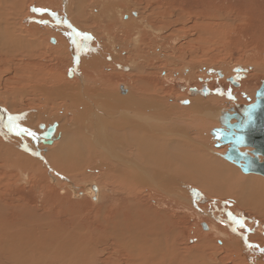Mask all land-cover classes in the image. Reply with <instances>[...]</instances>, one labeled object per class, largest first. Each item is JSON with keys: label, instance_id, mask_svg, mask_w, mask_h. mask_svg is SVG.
Returning a JSON list of instances; mask_svg holds the SVG:
<instances>
[{"label": "rangeland", "instance_id": "374dc122", "mask_svg": "<svg viewBox=\"0 0 264 264\" xmlns=\"http://www.w3.org/2000/svg\"><path fill=\"white\" fill-rule=\"evenodd\" d=\"M17 1L18 3L15 7L19 9H13L15 10V12H17V14L13 16V18H15L14 21H16L17 23V29L19 28V34H21L22 38L26 40L24 44H28L29 41H31L33 45L38 46V49L35 50L29 57H25L23 55L25 53H22L21 51H19V54H15L16 56L10 58H7L4 54L0 56V90L5 93L3 95L7 97H3L4 99H0V109L2 112L1 114L4 115L6 119L5 121H7L3 123L2 121H0V124H2L0 126L1 128L3 127L2 130L5 129L3 132L1 130V132L3 133L1 136L4 141L8 140V142H10L11 144L13 143V148L22 150L26 155H29V152L25 149L26 146L31 147L34 145L33 149L31 150L38 153L36 156L39 157L40 160H42L44 158L43 156L49 153L52 148L49 145L43 144L42 142L38 141V139H41V134L43 133V129L41 130L40 127L46 126V124H52L53 120H59L60 122H62L59 128L61 131L59 135L61 137L62 134L63 137L67 136V143L74 138L73 136L76 133L77 136H85L86 134L84 138L89 137L86 131H82L79 129L78 122L74 123L75 121H72L74 120V117L71 114L72 109H66V102L58 96H51L50 98L45 91L48 89L54 90L55 87L64 83L75 85L77 84L76 82L80 83V78L78 77L79 74L84 79L91 74V70L88 67L83 69L82 71L81 69L79 70L82 58L81 51L82 48L87 45H97L98 43L100 46H109V48L106 49L107 51H105L107 52L106 58L108 63L100 69L104 76L113 74L112 80H110L109 85L105 86L101 84L99 87L96 84L95 86L97 87H94V83L90 81L91 77L88 78L90 84H93L92 88H95L97 91L103 90L104 88H118L120 90L119 93L122 94L121 90L123 91L124 89L119 88L121 85H126L128 88H135V86L141 83L143 89L147 87L150 88L149 92H154L155 89L161 88L162 91L160 92L163 93V99L166 104L176 103L175 101L178 100L181 105L184 104L183 107H187L189 105H185V101L187 102L190 100V98L194 97L192 93L196 92V90L200 91L201 93L203 83H206L210 79L215 81L220 79V76L218 75V72H220L224 77L236 75L243 77V79L240 80V84L238 86V98L236 99V103L247 105L249 104L247 102V97H250L251 102H254L256 91L259 89L261 82L264 80V70H262L264 69V0L120 1V7L122 5L123 7L122 9H119V17L116 16L117 18L113 22H111L110 24L107 23L105 25H103L101 22H98L99 24L93 23L95 25H92L90 19L93 16L92 14L97 15L98 8L95 6L96 3H93L92 0H84V5L88 6L87 9H85L88 14L86 18L88 19L90 17V19L87 20L89 21V25L82 23L85 25L84 29H82L80 26H77V30L79 31H77L79 37L78 40L80 41L79 51L77 52L76 56L73 55L74 61L71 56L73 66H71L72 64L70 63L69 58L68 60L66 59L67 61H65V64H61V61L58 62V55L57 53H55L53 47L55 44H57V38L55 35L56 33H54V29H66L68 27V23L66 22L67 20L64 21L62 16H59L61 18L60 19L49 10L40 8L39 6H53L57 10H62V0ZM12 3L13 0H7L6 5L10 6ZM23 3L24 5L22 7ZM2 5L3 3L0 5V12L6 13V10L3 9ZM149 5L151 6L149 7ZM10 9L11 8H9V10ZM152 9L156 11L159 17L161 15L163 17L162 19L164 20L162 22H157L156 27L154 26L153 28L152 38L154 39L155 44L152 45V52L147 54V59L154 58V61L152 60L151 64L147 65V67L145 66L142 69L143 71L140 70L138 73H134L131 72L133 67L131 66L130 52L136 49L134 46L135 35L132 36L125 34L126 32L124 31L126 29H124V26L126 22H130L133 19L135 21V18L137 17H133L131 15V13H133L134 11L138 12V18H142L143 14L147 15L149 10ZM173 9L180 11L177 15V18L180 19L179 21L177 20V18L169 20V10ZM67 15L70 19H73L75 17L74 13H68ZM126 15H128L129 18L131 17L133 19L130 18V20L127 19L125 21ZM4 21L5 17H3L2 22ZM165 21L168 24H165ZM18 25H20L21 27ZM70 25L71 23L69 22V26ZM24 32L26 35L23 34ZM46 34L48 36H45ZM88 34L94 38H91L92 40L90 42L85 43L84 36ZM147 41L148 38L145 36V43ZM140 48L142 47L138 45V50H140ZM26 54L29 55V53ZM36 54L37 56H40L39 59L35 58L34 55ZM116 54H119V58L115 59L114 65H110L109 62H111L112 58H114ZM131 56H133V54H131ZM30 63L31 65H28ZM137 63H139L138 66H142L141 61H137ZM240 69H243L245 71V76L238 72ZM26 70H28L27 74ZM22 74L25 76H23ZM209 75H212V78H209ZM28 76L30 78L35 76L36 81L33 80L32 82ZM187 77L191 78L188 79ZM142 81L146 83L148 82L149 85L143 83ZM144 84L146 86H144ZM35 87H39L37 88L38 90L35 89ZM41 92H44L45 94ZM69 92L73 93V91L71 90ZM214 93L208 96V94L204 92L202 93L204 96L201 97H203L204 99L208 97H215V99L217 100L215 103L219 104L220 107L224 105L225 102L230 103L229 105L225 106L227 108H230L231 106L236 104L235 102H229L226 98V94L221 97L217 92ZM155 94L156 93H154V95ZM13 99L16 101H14ZM220 101H223V104H221ZM4 102H8V106ZM10 104L12 105V107ZM6 107L9 108L6 109ZM7 110L12 111L10 112ZM182 110H179V107H173L171 110L168 107H165V111H169V113H172H170L169 118H171L172 116L180 118H176L173 121L171 120L172 123L169 124L181 125V123H184L188 124V126L190 125V127H188V129L190 130L187 129L188 131H178L181 132V135L180 133L168 134L169 136L176 135L174 137H178L177 140H186V144H183L182 141H177V143H175L176 141H173V147L177 146L179 142L180 147L184 149L186 148L185 156V153L180 152L178 150L180 147H178L176 155H178L177 159H180L177 161H175V159L174 162H179L176 163L179 165L182 164L184 160L190 164V161L192 160L191 158L196 155L195 147L202 150L204 154H209L206 151L205 146H209L210 148L218 152L222 150V148H214L215 143L212 140V136L210 138L207 133L212 128V125L213 127H215L217 121L211 120L209 118L208 120H210L211 124H209L208 122L203 123V121H201V127H199V125H196L197 128H194L192 127L195 126L192 116L195 114L191 115L187 110V112L184 109ZM32 116H34V118H32L31 122L24 120ZM190 118L192 120H190ZM200 118L201 117H199V119ZM1 119L3 120V118ZM206 124H209V126ZM105 127L106 137L109 138V140L110 138L114 139L117 137L116 135V137H113L111 135V132L108 133L110 128L107 125ZM197 132L198 134L200 133V135H196ZM109 134L111 136H109ZM59 135L58 138H60ZM197 136L198 139L196 140ZM208 138H210L212 141L209 142ZM121 140L123 141V139ZM195 140L196 142H194ZM199 140L205 145H202V143H200L199 145ZM78 141L82 145V147L84 145V149L85 147L88 148V140L87 143L86 141ZM187 141L189 142L187 143ZM85 143L88 145H86ZM17 144L18 147L16 146ZM121 147H123V145L119 143L115 147L116 149H114L117 150L120 158L124 156V149ZM91 149L93 154H90L88 156V159L86 161L87 163L81 166V169L79 171H73L71 172L72 174H67L66 170H64L63 172L64 175L68 177L70 176L69 178L73 177L72 175L75 176L77 174L78 176L76 178H73L77 180L75 182L71 179L68 181H64L63 178H60L61 181L60 183L57 182L58 185L57 183L54 185L52 183L53 181H51L48 176H46L44 180L45 182H42L41 180L38 181L34 175H27L28 173L25 169L18 170L17 168H14V165H10L7 161L6 163L8 164L0 162V198L2 197V199L5 200L4 203L6 204L4 205L2 203V206L4 207V210L6 212L14 214L15 210L11 206V200H13V202H17V204L22 206V208L20 206V210H18L17 208V214L22 217L23 221L26 223L19 227V230L17 225H13L9 221L11 220V216L7 218V220L3 218L6 224H8L9 226L13 225V228H15L16 230V232L15 230H13L12 234H9L10 238L7 236L5 237L6 244L16 243V241H10V239L16 238L19 235H21L22 237H26V233L31 227H33L35 231V234H33L32 232L31 237L32 235L37 236V234H39L41 231L43 232L44 230L40 225H47L46 231H48V226H51L49 231L52 232L50 234L46 233L50 237L54 235L57 236L59 234L62 235L64 234V228L77 224V222H79V219L81 221L83 217H89L90 219H92V215H94L97 211L101 216L104 211H107L106 213H108L109 216V210H111V206H113L114 204H120L121 207H125L127 203L133 201L135 204L140 203L142 206H146L147 204V207L150 210L159 211L164 217H168L169 220L171 219V224L169 222H165L166 224L162 223V225L163 227H165L164 231L167 233V235L169 233L168 239L173 237V241L171 240V242H174V240H176L179 244L178 247H195V245H199V234L205 232L207 233L208 230H206V226H211L215 223L216 225L220 226L226 234L230 236L232 235V237H235L237 240H239L241 242L242 248L245 247L251 250H256V252L259 251L258 253H264V220H261L257 215H255V213H251L247 209L243 210L241 209V207L239 209L237 207V204L235 203V200L237 199L230 194H226L229 191L224 190V186H222V188H220L219 190L222 192H219L214 187H211L209 185L203 184L204 186H197L189 180H186V178L184 177L166 172L167 176L164 174L165 176L163 177V180L165 182H170V191L173 190L174 193L173 191L169 193L167 192V195L166 192H162L164 190V187L153 188L150 186V188L149 186L143 187L139 185H137L135 191L131 192L130 189L125 188L124 185H121L119 183H116L114 185V183L111 182L112 180L109 176H113L116 171V167L118 166V163L115 161V159L109 158L106 153H103L104 151L101 150L100 147L96 148V145L94 147H91ZM2 150L3 151L0 152V156L4 154V149ZM32 151H30V153H32ZM130 151L131 149L128 148V151L126 152L131 156L132 154L130 153ZM121 152L123 154H121ZM224 161H226L228 165L231 164L227 160ZM136 163L139 166L141 165L140 167L144 166L143 168H146V165H144V163L142 164L141 161L139 162L136 160ZM230 166L233 167V170H235L234 168L236 167V169H238L235 170L236 172L240 171L239 173L237 172V176H243V173L237 166L233 164H231ZM183 169H181V171L183 170L182 172L185 175H187L188 177L193 176L189 174L190 170H186L185 168ZM44 171L47 172V169H44ZM146 171L148 172V169H146ZM259 176L262 179L264 178L261 175ZM90 180H97V182L101 186V196L98 202H95L91 199L88 191L85 188L86 183H88ZM66 183H68V185H66ZM177 186H181V189L187 192V188L190 189L189 194L191 195V205L192 207L196 208H193V212H191L187 208V206L190 205V199H188L189 197L187 198L186 196H184L186 193L182 192L180 189L178 190L179 194H182L184 196V199H181L180 201H178L179 199L177 200ZM63 189H65V191ZM194 190L199 193L201 198H205L209 201L207 203H199V199H195V195L192 193V191ZM72 191H76L78 195H76V193ZM83 192L85 194H82ZM221 193H223L224 195ZM12 197L13 199H11ZM182 201H185L184 204ZM59 203L61 206L59 205ZM47 204H50V206H54V215L51 216L53 219L50 220L48 219V216H46L48 215L45 209V206ZM202 204L205 206H203ZM183 205L185 207H183ZM26 206L31 210H35L36 215L32 214V212L30 211H25L24 207L26 208ZM23 210L25 212H23ZM57 211L60 213L59 216L66 217L61 218L64 221L61 219H59L58 222L56 221L59 218L58 217L56 219L55 217V215H57ZM65 211L66 213H68L67 215L65 214ZM165 213L167 214V216L165 215ZM32 217L35 220H33ZM164 217L161 218L163 222L164 220H166ZM37 220L39 221V223ZM71 220L72 222H74L72 223ZM63 222H67L66 224L70 226H67ZM168 223L170 224L169 226ZM198 224L200 229H198ZM36 226L38 227V229L35 228ZM22 233L24 234L22 235ZM174 233H176L177 236H173ZM207 234H209V238L212 237L213 243H211L212 246L210 248H206L205 250V253L203 255V260L205 261V263L210 259L215 260V258H217L215 260L217 262L224 261L225 264H232V260L236 258V256L234 255L235 252L232 249L229 250V248L225 247L226 245H224L225 242L222 240V238L220 240L215 236L213 237L212 233ZM70 235L71 234H69L68 236L73 237L72 235ZM21 240L22 239L17 242V245H20L21 248H23L24 252H28V254L26 255L34 257L33 254H35L39 257V253L35 248L32 247L34 249L33 250L31 247H29L28 249L26 245L24 246V244H21L23 242ZM53 247H55L56 249L58 248L57 250L64 251L61 250V248L57 247V245H54ZM215 247L221 249H216ZM227 250L228 253L226 254ZM206 251H208V253ZM236 263L240 264L239 262Z\"/></svg>", "mask_w": 264, "mask_h": 264}, {"label": "bare ground", "instance_id": "6f19581e", "mask_svg": "<svg viewBox=\"0 0 264 264\" xmlns=\"http://www.w3.org/2000/svg\"><path fill=\"white\" fill-rule=\"evenodd\" d=\"M83 1L84 0H62L63 2L62 8H61L62 10H57L53 6L45 7L44 5H39L40 8L49 10L51 13L55 14L56 17L62 16L64 21L67 20L66 22L68 23V27L66 29L65 28L54 29L55 31L54 33H56L55 35L57 38V42H56L57 44H55L53 47H54L55 53H57L58 55L57 57L59 59L58 62L61 61L60 62L61 64L62 63L65 64V61H67L68 58L70 59V63L72 64L71 56L74 61L73 55L76 56L77 52L79 51V41L80 40H78L79 37L77 33L78 31L77 26H80L82 29H84L85 25L82 23H85V24L89 23V21L87 20L90 19V17L88 19L86 18L88 14H87V11H85V9H87L88 6L84 5ZM120 1L127 2V0H92L93 3H96L95 6L98 8L97 15L92 14L93 16L90 19L92 25H95L93 23L99 24L101 22L103 25H105L107 23L110 24L111 22H113L117 18L116 16H118L119 9H122L123 7V5L120 7V3H119ZM2 3H3L2 5L3 9L6 10V13L0 12V19H1L0 21V56L4 54L7 58H10V57L16 56L15 54L17 53L19 54L20 53L19 51H21L22 53H25L23 54L25 57H29L35 50L38 49V46L33 45L31 41H29L28 44H24L26 40L22 38L21 34H19L20 33L19 28L17 29V26H16L17 23L16 21H14L15 18H13V16L17 14L15 10L19 9L15 7L17 6L18 1L13 0V3L10 6L6 5L7 0H0V5ZM23 5L24 3L22 4V7ZM150 6L151 5H149V7ZM9 8L11 9L9 10ZM179 12L180 11L176 9L169 10V17H168L169 20L177 18V15ZM68 13H72V14L74 13L75 17L73 19H70L67 15ZM131 15L137 18H135V21H134V19L130 17L133 20L125 23L124 29L126 30L124 32H126L125 34L127 35H132V36L135 35L134 36V41H135L134 46L136 49L130 52V57H131L130 60H131V66L133 67L131 72L138 73L145 66L147 67V65L151 64L152 60L154 59V58L147 59V54L152 52L151 51L152 45L155 44V41L152 38L153 28L154 26L156 27L157 22H162L164 20L162 19L163 17L161 15L159 17V15L153 9L149 10L147 15L143 14L142 18H138V12L136 11L131 13ZM3 17H5L4 22H2ZM130 18L128 15H126L125 21L127 19L130 20ZM177 20L179 21L180 19L177 18ZM69 22L71 23L70 26H69ZM165 24H168V23L165 21ZM23 34L26 35L25 32ZM45 36H48V35L46 34ZM87 36L94 38L89 34ZM145 36L148 38V41L146 43H145ZM84 42L88 43L86 41ZM138 45L141 46L143 49L140 48V50H138ZM108 48H109L108 45L100 46L98 43L97 45H91V46L87 45L83 47L81 51L82 58H81L79 70L81 69L82 71L83 69L88 67L91 70V74L88 75V77H85V79L80 74L79 76L77 75L80 78V83L76 82L77 84L75 85L64 83V84H61L55 87L54 90L53 89L45 90L50 98L51 96H55V97L58 96V97H61L63 101L66 102L68 106V107L65 106L66 109L67 108L72 109L71 110L72 112L69 111L74 117V120L72 121L73 122L75 121L74 123L78 122L79 129L82 131L83 130L86 131L89 137L84 138L86 134L85 136L82 135L83 137L77 136L76 135L77 133H76L73 136L74 138L68 141L67 143L66 139L68 137L67 136H66L67 138L65 136L63 137V134H62V137H63L62 139V137L59 135V133H61L59 128L62 122H60L59 120L58 121L53 120L52 124L50 125L46 124L44 130L42 131L44 132L50 126H53V125L56 126V131L53 137V143L49 145L52 148L49 151V153L45 154L43 156L44 158L40 160V158L36 156L38 153L33 152L31 150L33 149L34 145L31 147L26 146L25 149L29 152V155H26L25 152H23L22 150H18V148L16 149L13 148V145H12L13 143L11 144L10 142H8V140L4 141L1 135L3 134L2 132L5 129L2 130L3 127L1 128L0 126V152H2L3 151L2 149H4V152H3L4 154L0 156V162H3L5 164L9 163L10 165H14V168H17L18 170L25 169L28 173L27 175H30V174L34 175L38 181L41 180L42 182H45L44 180L46 176H48L50 180L53 181L52 183L54 185L57 182L60 183L61 181L60 178L61 179L63 178L64 181H68L71 179L72 181L75 182L77 179H73V178H76L78 175L77 174L75 176L72 175L73 177L69 178L70 176L68 177L64 175L63 173L64 170H66L67 174H72L71 172L73 171L74 172L79 171L81 169V166L87 163L86 161L88 159V156L90 154H93L91 147H94L96 145V148L100 147L101 150L104 151L103 153H106L109 156V158H114L115 161L118 163V166L116 167V171L114 170L115 173L113 174V176L111 175L112 176L111 177L107 175L110 177V179L112 180L111 182H113L114 185L116 183L124 185V187L127 189L129 188L131 192L135 191V188L137 187V185L143 186V187L151 186L153 188H158V187L163 188L164 187V190L162 192L169 193L173 191V190L170 191L171 184L170 182H165L163 180V177L165 175L167 176L166 172H169L174 175H179L181 177H184L186 178V180H189L190 182H192L193 184L197 186L199 185L204 186L203 184H205V185L214 187L218 191L220 190V188H222V186H224V190L229 191L226 194L228 195L230 194L237 199L235 200L236 201L235 203L237 204V207L239 209L240 207L243 210L247 209L249 212L255 213V215H257L261 220H264V178L262 179L260 178L259 175H255L253 173L244 175L241 167L236 165L234 162H230L231 164L237 166L243 173V176L241 175L237 176L238 171L236 172L235 170H238V169H236L235 167L234 168L235 170H233V167L230 166L231 164L228 165L226 161H224L225 158L223 157V155L227 153L229 146H222L221 147L222 150H220L219 152L213 150L209 146L207 147L205 146V149L209 154H204L202 150L195 147L196 155L191 158L192 160L190 161V164L183 160V163L178 165L176 163H179V162L175 163L174 160L176 159L175 161H177L180 159V158L177 159L178 155H176L177 149L178 147H180V144L178 142V145L173 147L174 145L173 141H176L175 143H177V141H180V140L179 139L177 140L178 137H174L176 135H173V136L168 135V134H174V133H180L181 135V132H178V131L187 130L188 127H190V125L188 126V124H184V123L183 124L181 123V125L169 124V123H172L171 120L173 121L177 117L172 116L173 117L172 118L170 116L171 118H169V115L171 112L169 113V111H165V107H168L170 110L173 107H179V110L184 109L185 111L187 110L189 114L191 115L195 114L192 116L195 126L191 125L194 128H197L198 125L199 127H201L200 126L201 121H203V123L208 122L209 124H211L210 120H208L209 118L214 121L216 120L217 122L215 124V127H213L212 125V128L207 132L208 136H210L211 138L212 136L211 131L214 128L221 127V124L219 122L220 113L222 111H229L233 106L235 107V105H239V104H234L230 108L228 107L229 108L228 109L225 106L229 105L230 103L225 102L226 104L224 103V105L220 107L219 104L215 103L217 101L215 97H210V98L208 97L204 99L203 97H201L204 95L200 94V91L198 90L192 93L194 97L190 98L189 101L185 102L187 103L185 105H189L187 107H183L184 104L181 105L178 100L175 101L176 103L166 104L163 99V95H162L163 93L160 92L162 91L161 88L155 89L154 92L153 91L149 92L150 88L147 87L143 89L141 83L135 86V88L133 87L128 88L126 85H121L119 88L124 89L123 91L121 90L122 94L119 93L120 90L118 88L117 89L116 88H113V89L104 88L103 90L97 91L95 88L94 89L92 88L93 84H90V81L94 83V87H97V86L100 87L101 84L108 86L110 83V80H112L113 74L109 76H104L100 70L101 68L104 67L105 64L108 63L107 58H106L107 52H105L107 51L106 49ZM26 53H29V55H27ZM131 54H133L134 57L131 56ZM34 56L36 59H39L40 57V56H37V54ZM117 58H119V54H116V56L112 58L109 64L114 65L115 59ZM137 61H141L142 66L141 65L138 66L139 63H137ZM28 65H31V63ZM71 66H73V64ZM27 71L28 70H26V74H27ZM212 75H209V78H212ZM35 76H33L32 78H30L29 76L28 77L33 82V80L36 81ZM89 77H91L90 81H88ZM142 82L149 85L148 82L147 83L144 81ZM96 84L97 86H95ZM145 84L144 86H146ZM39 87H35V89ZM70 90L73 91V93H70L69 92ZM41 93H44V92H41ZM154 93L156 94L154 95ZM3 94L5 93H3L0 90V99L3 97L7 98ZM226 98L230 99L228 95H226ZM255 100H256V96H255ZM222 102L221 104H223ZM7 103L5 104L7 105ZM8 108L6 107V109ZM7 111H10V110H7ZM1 113L2 112L0 109V119L3 118V120L1 119L0 121H2V123L7 122L5 121L6 119L4 115H2ZM199 117L201 118L199 119ZM32 118H34V116L28 119H24V120L31 122ZM191 118L190 120H192ZM177 119H180V118H177ZM233 122H235V120H233ZM209 124H206V125L209 126ZM106 125L110 128L108 133L111 132L112 133L111 135L113 137L117 136L116 138L114 139L110 138L109 140V138L106 137V129H105ZM70 132H73V131H70ZM198 132L196 133V135L198 134ZM42 135L43 133L41 134V139H38V141L44 144ZM58 135L60 136V138H58ZM111 135L109 134V136ZM198 135H200V133ZM210 138H208L209 142L213 140V138L212 140ZM77 139L80 141H86V143L88 140V143H89L88 148L85 147L84 149L83 148L84 145L82 147V145L79 143ZM121 139H123L124 143L127 146L123 143ZM197 139H198V136L196 140ZM196 140L194 142H196ZM200 140L198 142L199 145L200 143H202V145H205ZM185 141H182L183 144L185 143ZM188 142L189 141H187V143ZM119 143L123 145V147L121 148L124 149V156L122 158L119 157V153L117 152V150H114L116 149L115 147ZM16 146L18 147V144ZM128 148L131 149L130 151V153L132 154L131 156L126 152L128 151ZM185 149L180 147L178 150L180 152H184L186 156ZM240 149L241 151H246L248 148H240ZM30 151H32V153H30ZM249 151H251V149ZM121 154L123 153L121 152ZM251 155L253 156L252 153ZM136 160L139 162L141 161L142 164L144 163V165H146V168H143L144 166L140 167L141 165L139 166L136 163ZM6 161L8 163H6ZM260 161L261 162L263 161L262 157L260 158ZM183 168H185L186 170H190L189 174L193 176L188 177L187 175H185L182 172L184 170ZM44 169H47V172H45ZM146 169H148V172L146 171ZM181 169L183 170L181 171ZM66 185H68V183H66ZM85 188L88 191V194L91 197V199L94 200L95 202H98L101 196L100 194L101 186L99 185L97 180H90L88 183H86ZM179 189L182 192L186 193L184 196H186L187 198L189 197L188 199H190V205L187 206V208L191 212H193L194 209L196 208L192 207L191 205L192 204L191 195L189 194L190 189L187 188L188 190L187 192V191L182 190L181 186H177L176 190L178 191ZM63 190L65 191V189ZM72 192L76 193V191H72ZM219 192H222V191H219ZM82 194H85V193L83 192ZM76 195H78V193H76ZM184 196L182 194H179V191H178L177 200L178 199H179L178 201H180L181 199L183 200ZM200 198L201 197H199V201H198L199 203H207L209 201V200H206L205 198L204 199L203 198L200 199ZM11 199H13V197ZM6 200H9V199H6ZM11 201H12L11 206L15 210L14 214L13 213L11 214L4 210L2 203L6 205L4 203L5 200L2 199V197L0 198V264H225L224 261H220V262L215 261L217 258H215V260L210 259L206 263L203 260V255L205 253L206 248H210L212 246L211 243H213L212 237L209 238L208 237L209 234L207 233H212L213 237L215 236L216 238H219L220 240L222 238V240L225 242L224 243V245H226L225 247L229 248V250L232 249L235 252L234 255L236 256V258L232 260V264H237L236 262H239L240 264H244V263L245 264H264V253H258L259 251L256 252V250H251L245 247L242 248L241 242L239 240H237L235 237H232V235L230 236L226 234L223 231V229L220 226L216 225L215 223L212 224L211 226H206L207 228L206 230H208L207 233L205 232L206 234L205 233L199 234V238H198L200 239V243H198L199 245L197 246L195 245V247H184V248L178 247L179 244L177 243L176 240H174V242H171L173 237L168 239L169 233L167 235V233L164 231L165 227H163L162 225V223L164 224L165 222L166 223L169 222L171 224V221H170L171 219L169 220L168 217L167 218L164 217L159 211L150 210L147 207V204L146 206H142L140 203L135 204L133 201H130L129 203H127L125 207H121L120 204H114L113 206H111V210H109L110 212L109 216H108V213H106L107 211L106 212L104 211L105 213L103 212L102 216L97 211L98 213L97 212H95V214L93 213L94 215H92V219H90L89 217H83V218L81 217L82 220L80 221L79 219V222H77V224L73 226L67 225L66 224L67 222L66 223L63 222L64 224L70 227H67V228L63 227L64 234L62 235L59 234L57 236L54 235L50 237L48 234L52 232V231L51 232L49 231L51 226H48L47 228L48 231H46L47 225L39 224L44 230L43 232L41 231L39 234H37V236L32 235L31 237L32 232L33 234H35L34 228L31 227L27 231L26 237H22L21 235H19L16 238L10 239V241H16V243L6 244L5 237L6 236L9 237V234L10 233L12 234L13 230H15V228H13L14 227L13 225H17L19 228L22 225L26 224L23 221L22 217H20L17 214V208L18 210H20L19 208L21 205L17 204V202H13V200ZM182 202L184 204L185 201H182ZM183 207L185 206L183 205ZM24 209L25 211H30L32 212V214L36 215V211L31 210L30 208H27V206L26 208L24 207ZM45 209L48 213V215H46L48 216V219L49 220L53 219L51 216L54 215L53 214L54 206L52 205L50 206V204L49 205L47 204L45 206ZM25 211L23 210V212ZM58 211H57V215H55L56 219L59 217L56 220L57 222L59 219L63 217V216L62 217L59 216L60 213ZM199 211H202V210H199ZM197 213H200V212H197ZM65 214L67 215L68 213H66L65 211ZM165 215L167 216L166 213ZM10 216H11V220L9 221L13 224L11 226H9L8 224L4 222V219L7 220V218H9ZM162 217L166 219L164 220V222L161 220ZM63 218H66V217L64 216ZM169 223H168V226L170 225ZM83 224H86V225H83ZM198 227H199V224H198ZM35 228L38 229L37 226ZM198 229H200V227ZM23 234L24 233H22V235ZM69 234H71L73 237H69L68 236ZM175 235L177 236L176 233L173 234V236ZM20 239H22L21 241H23L21 244H24V246L26 245L28 249L29 247L35 248L39 253V257L33 253L32 254L34 255V257L26 255L28 254V252H24L23 248H21L20 245H17V242ZM52 245L53 246L57 245V247L61 248V250H64V251L57 250L58 248L56 249ZM218 247H215V248L221 249ZM206 252L208 253V251ZM227 253H228V250L226 254Z\"/></svg>", "mask_w": 264, "mask_h": 264}, {"label": "water", "instance_id": "95a60500", "mask_svg": "<svg viewBox=\"0 0 264 264\" xmlns=\"http://www.w3.org/2000/svg\"><path fill=\"white\" fill-rule=\"evenodd\" d=\"M84 41H91V37L85 35ZM247 102L249 104L235 105L229 111H222L219 116L221 127L214 128L211 135L216 148L229 146L227 153L223 155L225 160L241 167L244 174L264 176V80L256 92L255 102L252 103L249 97ZM44 128L45 126L41 127L43 130ZM55 131L56 126L53 125L43 132L44 144L53 143ZM240 148L248 149L241 151ZM193 194L199 199L200 195L197 191L194 190Z\"/></svg>", "mask_w": 264, "mask_h": 264}, {"label": "flooded vegetation", "instance_id": "af4514ba", "mask_svg": "<svg viewBox=\"0 0 264 264\" xmlns=\"http://www.w3.org/2000/svg\"><path fill=\"white\" fill-rule=\"evenodd\" d=\"M239 73L243 74V76L246 75L245 71H238ZM218 75L220 76V79L217 81L210 79L206 83H203V87L201 88V93H207L208 96L213 94L214 92H217L219 96L223 97L225 94L230 97V99H227L229 102H237V93H238V86L240 84V80L243 79L241 76H228L224 77L222 73L218 72ZM240 77V78H239ZM215 94V93H214ZM240 104V103H236Z\"/></svg>", "mask_w": 264, "mask_h": 264}]
</instances>
